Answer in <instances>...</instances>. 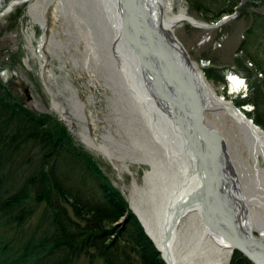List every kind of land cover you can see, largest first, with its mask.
Returning <instances> with one entry per match:
<instances>
[{
    "label": "bare ground",
    "instance_id": "6f19581e",
    "mask_svg": "<svg viewBox=\"0 0 264 264\" xmlns=\"http://www.w3.org/2000/svg\"><path fill=\"white\" fill-rule=\"evenodd\" d=\"M21 1L3 3L0 15ZM53 1L38 0L39 7L36 4L29 6L32 20L40 23L43 34L36 46H32L30 39L35 36L30 29L27 33L28 45L32 54L40 59L42 68L45 56L41 54L46 39L44 28ZM73 2L71 0L70 4ZM124 2L127 3L126 0ZM85 3L87 15L84 16H90L95 22L98 40L93 39L91 29L94 25L83 15L73 13L74 4L73 7L69 2L60 4L58 12L64 16L68 11L75 21V32L88 37L84 38L87 40L85 48L93 55V61L98 64L103 60L110 66L107 77L114 81L115 86L110 88L117 95L111 101L115 111H119L116 118L123 122L125 132L118 133L119 140L114 139L109 131L101 135L102 142L93 140L85 112L86 103L80 101L77 90L69 81L64 83L70 90L68 96L49 89L52 107L60 116L69 118L72 127L75 126L74 120L80 122L79 135L83 142L105 158L121 162L126 170L127 162L150 168L143 175L141 185L132 182L129 203L160 250L163 264H226L237 250L230 233L240 239L242 247L251 251L261 250L260 243L264 245V168L259 166L258 160L261 157L264 163V132L242 110L217 96L206 82L199 65L188 57L174 29L170 28L186 15L182 11L174 12L171 0H146L149 6L147 12L160 43L166 46L167 43H176L180 48L179 51L172 45L168 47L173 56L177 55L182 74L188 79L187 83L179 81L178 90L188 100L190 94L192 109L198 118L196 127L199 132H205V135L199 134L202 137L199 145L196 142L192 144L187 136L186 127L190 128L188 115L184 114L185 120L182 121L172 113L174 111L166 97L168 87L160 69L141 63V53L135 48L132 36L125 27L126 13L121 10L124 5H120L118 0H86ZM227 83V91L231 95L245 88L244 81L237 75L229 74ZM120 113L123 115L119 116ZM229 119L230 126L227 125ZM212 131L219 134L220 141ZM222 145L230 146L228 158L216 153L223 148ZM209 150L214 152V159L226 165H222L226 171L223 177L230 195L227 203L222 200L209 204L210 213L216 221L206 216L202 172L198 166L199 158L205 153L207 155ZM237 162L240 166L236 165Z\"/></svg>",
    "mask_w": 264,
    "mask_h": 264
},
{
    "label": "rangeland",
    "instance_id": "374dc122",
    "mask_svg": "<svg viewBox=\"0 0 264 264\" xmlns=\"http://www.w3.org/2000/svg\"><path fill=\"white\" fill-rule=\"evenodd\" d=\"M7 1L10 0L2 2ZM37 1L23 0L0 15V82L8 94L20 100L26 108L36 113L48 114L54 122L63 126L72 141L71 145L76 147L80 157L82 156L84 160L87 157L92 159L101 178L118 190L132 213L129 203L131 184L134 181L137 185H141L143 175L150 171V168L144 164L127 162L126 170L121 162L110 161L86 145L79 135L82 124L74 120L75 126L72 127L69 118L56 113L49 92V89H55L61 91L63 96L70 95V90L66 89L64 84L65 81H69L77 90L80 101L86 103L85 112L89 119L90 137L102 142L101 135L109 131L114 139L119 140L118 133L124 131V125L116 118V112L118 114L119 111H115L111 101L116 99L117 95L115 91L113 93V88H110L115 84L114 81L107 77L110 66L104 64L103 60L98 64L93 61V55L87 53L85 48L87 36L75 32V21L71 19L68 11L64 16L58 12L60 4L67 2L70 4L71 0H54L46 16L47 24L44 28L46 39L41 54L45 58L42 59L43 68L40 67V59L32 54L27 40L30 29L34 31L36 38L30 39L32 46H36L43 34L40 23L33 22L29 13V6L33 4L38 6ZM85 1L74 0L73 4L77 3L76 6L74 4L73 13L83 15L86 21L94 25L91 29L94 33L93 39L98 40L95 22L90 16H84L87 15ZM3 3L0 2V6ZM73 4L70 5L73 7ZM170 5L174 12L182 11L195 21L207 24H215L224 16L237 12L235 17L209 28L181 21L175 25L174 34L188 57L199 65L206 82L215 94L231 102L238 110H242L246 117L264 132V0H244L243 3L242 0H171ZM229 74L237 75L244 81L245 88L242 92L228 94ZM121 115L123 114L120 113L119 116ZM227 123L231 125V120L229 119ZM222 147L216 152L217 155L223 154L228 158L227 150L230 146L222 145ZM27 152L28 149H22L18 153L17 160L26 159ZM258 161L259 166L264 168L261 157ZM248 162L252 164L250 160ZM236 165L240 166V163L237 162ZM32 168L33 166H29L26 172ZM20 171L24 172L22 169ZM224 185H227L226 182ZM136 219L140 223L138 217ZM5 223H0V236L12 237L13 225ZM124 224L120 219L115 222L116 226L123 227ZM140 225L142 226L141 223ZM10 228L11 232L8 231ZM40 234L42 235L41 229L38 230L37 236ZM34 235L35 233L32 236ZM27 239L17 240L14 245L21 247L23 241ZM36 239L39 238L33 240ZM10 244L12 242H9L8 246ZM4 250L6 251L0 252V264L38 263L36 256L28 253L22 254L20 260L16 256L18 263H13L12 258L15 256L13 249ZM83 252L86 253L85 264H105L95 249L89 248ZM158 252L161 257L160 251ZM231 258L226 264H229ZM162 261L164 263L163 259Z\"/></svg>",
    "mask_w": 264,
    "mask_h": 264
},
{
    "label": "trees",
    "instance_id": "16d2710c",
    "mask_svg": "<svg viewBox=\"0 0 264 264\" xmlns=\"http://www.w3.org/2000/svg\"><path fill=\"white\" fill-rule=\"evenodd\" d=\"M71 142L50 115L29 110L0 82V223L14 230L0 236V252L13 249V263L28 253L37 264H85L83 251L93 248L105 264H163L123 196ZM22 149L28 156L17 160ZM229 264L252 263L235 251Z\"/></svg>",
    "mask_w": 264,
    "mask_h": 264
},
{
    "label": "water",
    "instance_id": "95a60500",
    "mask_svg": "<svg viewBox=\"0 0 264 264\" xmlns=\"http://www.w3.org/2000/svg\"><path fill=\"white\" fill-rule=\"evenodd\" d=\"M25 1V0H24ZM120 5H124V9L121 10L126 13V28L130 32V35L132 36V41L135 45V48L141 53V63L143 62L144 65L147 67L152 66L154 69H160L164 81H166V86L168 87L167 91V99L170 101V108L173 109L174 112H172L176 117L185 120L184 114L188 115V120L190 128H187L186 125V133L190 140V142L195 145V142L199 145L201 142V136L199 134L202 133V135H205V132H199V130L196 127L197 123V117L194 114L195 110L193 106V101L191 99L190 94L188 95V98L184 95L182 96L179 92L178 83L179 81L188 82L187 76L182 74V69L180 68L178 62H177V55L171 53L169 50V46L172 45L175 49L177 48L180 51V48L176 43H167L166 45H163L160 43L158 38L155 35V30L153 28V21L152 18L148 15L149 6L146 3V0H129L127 3L124 2V0H118ZM244 0H242V3ZM121 8V7H120ZM184 13V12H183ZM185 14V13H184ZM237 12L235 11L233 14L224 16L219 22L215 24H207L202 22H197L190 16L186 15L185 18L182 21H186L190 23L191 25L198 26V27H204L209 28L212 26H217L219 24H222L227 19L235 17ZM174 23L171 25V29H174L175 25L178 24ZM169 30V29H168ZM170 31L166 32L167 34ZM173 40V37L171 38ZM173 48V49H174ZM189 59V58H188ZM187 59V60H188ZM147 69V68H146ZM186 79H184V77ZM159 84V83H158ZM160 85V84H159ZM190 90V88H189ZM28 98V97H27ZM29 99V98H28ZM193 108V109H192ZM213 132V131H212ZM220 141V136L218 133L213 132ZM204 138V137H203ZM207 138V137H206ZM194 139V140H193ZM199 140V142H197ZM209 141V140H208ZM223 144V143H222ZM225 147V146H224ZM224 151V149H223ZM227 153L226 151H224ZM210 153V154H209ZM209 153H206L202 155V157L199 158L198 166L201 174V184H202V190H203V204L206 205V216L210 219H214V217L211 215V210L209 207V204L212 203L211 201H222L225 200V203H227V199L230 196L227 190L225 188L224 183L226 182L223 175V166L221 163H219L216 159H214V152L209 150ZM213 153V154H212ZM234 172V171H233ZM235 173V172H234ZM226 196V199L225 197ZM229 212H230V208ZM133 212V211H132ZM134 213V212H133ZM135 214V213H134ZM136 215V214H135ZM137 217V215H136ZM226 217V216H225ZM139 220V218H138ZM120 221H123V224L125 223L126 219L122 217ZM140 221V220H139ZM216 221V219H214ZM141 223V221H140ZM142 224V223H141ZM143 226V224H142ZM144 228V226H143ZM230 228V227H229ZM145 230V228H144ZM146 232V230H145ZM146 234L149 236V234L146 232ZM234 235V234H233ZM230 233V238L232 239L233 245H235L236 249L241 252L247 259H249L253 264H264V245L260 243L261 250H254L253 251L247 249L246 247H242L240 239ZM150 237V236H149ZM151 238V237H150ZM153 241V239L151 238ZM154 243V241H153ZM155 245V243H154ZM157 248V246L155 245ZM158 251H160L157 248ZM162 257V254H161ZM163 259V257H162Z\"/></svg>",
    "mask_w": 264,
    "mask_h": 264
}]
</instances>
